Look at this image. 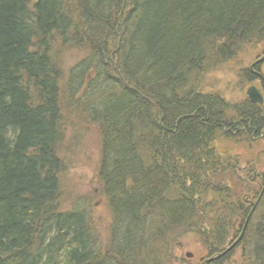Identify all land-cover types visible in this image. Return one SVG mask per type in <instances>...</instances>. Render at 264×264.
Listing matches in <instances>:
<instances>
[{"label": "trees", "instance_id": "1", "mask_svg": "<svg viewBox=\"0 0 264 264\" xmlns=\"http://www.w3.org/2000/svg\"><path fill=\"white\" fill-rule=\"evenodd\" d=\"M262 44L264 0H0V264H187L184 237L209 257L237 239L236 149L263 111L200 88ZM64 113L98 130L104 251L85 208L59 205ZM261 196L244 264H264Z\"/></svg>", "mask_w": 264, "mask_h": 264}, {"label": "rangeland", "instance_id": "2", "mask_svg": "<svg viewBox=\"0 0 264 264\" xmlns=\"http://www.w3.org/2000/svg\"><path fill=\"white\" fill-rule=\"evenodd\" d=\"M263 52V44L260 47L244 49L237 57L220 65L215 72L208 74L200 89L204 93L218 95L229 105L242 104L246 101L245 92L248 88L255 86L258 90H262L256 77L257 74L260 75L263 72L264 62L261 66H255L251 70L250 66L262 56ZM76 59V54L72 52L65 54L64 60L69 65L73 64ZM248 75H251L249 76L251 81H248ZM66 101H63L65 107ZM64 117L65 121L62 124L64 140L58 149L59 157L64 162V170L60 176L62 186L60 194L62 196L59 205L61 209L66 210H70L74 206L85 208L86 213L90 215L89 221L97 230L100 240L99 247L104 251L109 237L110 214L107 204L99 192L96 178L100 161L98 130L84 120L82 122L76 120L71 113L65 114ZM262 135L255 142L244 139L247 140L244 145L239 144L236 149L238 151L236 155L239 157L237 160L240 163L236 172L241 184L238 193L240 196L236 197L240 199L247 195L250 196L249 203L244 206L245 208L255 202V197L251 195L254 193L253 190L260 191L263 186L261 176L264 174V134ZM238 200L236 199V204ZM234 242V238H230L224 248ZM180 244L181 248L176 251L175 255L181 261L188 260L186 263L197 264L201 258L204 260L209 258L206 247L199 243L194 236L184 237ZM232 252L221 264H244L242 247L239 245L237 248L236 246ZM187 253L192 255L191 260L186 257Z\"/></svg>", "mask_w": 264, "mask_h": 264}, {"label": "water", "instance_id": "3", "mask_svg": "<svg viewBox=\"0 0 264 264\" xmlns=\"http://www.w3.org/2000/svg\"><path fill=\"white\" fill-rule=\"evenodd\" d=\"M263 62H264V54L262 55V57L258 58L253 63H251L250 70L255 66H261ZM259 80L264 84V69H263V72L261 73V75H259ZM245 98L252 105L254 104L257 106H261L263 104V97L261 96L260 92L258 91V89L255 86H252V87L247 89V91L245 92ZM263 192H264V188L262 189V191L258 195L259 197L257 198V201L252 206L253 208H252L251 212L249 213V215L247 216V218H246L247 220L241 229L242 231L239 234V236L237 237V239L235 240V242L232 243L231 245H229L227 247V249H225L224 251H222L220 253H216V255H214L213 257H209L208 259H205V261L202 264H208L211 262H216V260L221 259L222 257L226 256L227 253H229V251H231L232 249H234L238 245V243L240 242L241 238L244 235L245 228H246V226L250 220V216L253 213V211L256 209V206H257L260 198L262 197L261 195ZM186 257L192 258V255L187 253Z\"/></svg>", "mask_w": 264, "mask_h": 264}, {"label": "flooded vegetation", "instance_id": "4", "mask_svg": "<svg viewBox=\"0 0 264 264\" xmlns=\"http://www.w3.org/2000/svg\"><path fill=\"white\" fill-rule=\"evenodd\" d=\"M257 81L260 83V86H261V88H262V97H263V104H262V106L264 105V84L259 80V75L257 74ZM264 109V108H263ZM193 258V257H192ZM192 258H188L189 260H191ZM205 260L204 259H200L198 262H197V264H202L203 262H204ZM187 262H188V260H187ZM187 264H189V263H187Z\"/></svg>", "mask_w": 264, "mask_h": 264}, {"label": "bare ground", "instance_id": "5", "mask_svg": "<svg viewBox=\"0 0 264 264\" xmlns=\"http://www.w3.org/2000/svg\"><path fill=\"white\" fill-rule=\"evenodd\" d=\"M263 54H264V53H263ZM263 54H262V55H263ZM261 57H262V56H261ZM259 92H260V94L262 95V93H263L262 90L259 91ZM230 106H231V105H230ZM263 107H264V105H263ZM262 111H263V110H262ZM262 115H264V113H262ZM245 222H246V221H245ZM244 224H245V223H244ZM243 226H244V225H243ZM240 242H241V241H240ZM240 242H239V243H240ZM239 243H238V244H239ZM220 252H221V251H220ZM220 252H218V253H220Z\"/></svg>", "mask_w": 264, "mask_h": 264}]
</instances>
